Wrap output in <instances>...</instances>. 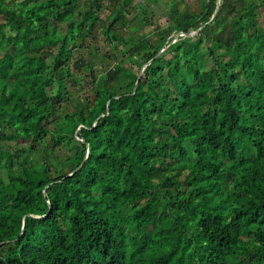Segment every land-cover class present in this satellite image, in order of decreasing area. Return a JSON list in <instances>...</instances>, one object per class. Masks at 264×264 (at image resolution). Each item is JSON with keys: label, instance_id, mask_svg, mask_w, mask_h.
<instances>
[{"label": "trees", "instance_id": "1", "mask_svg": "<svg viewBox=\"0 0 264 264\" xmlns=\"http://www.w3.org/2000/svg\"><path fill=\"white\" fill-rule=\"evenodd\" d=\"M134 1L0 0V264H264V0Z\"/></svg>", "mask_w": 264, "mask_h": 264}, {"label": "rangeland", "instance_id": "2", "mask_svg": "<svg viewBox=\"0 0 264 264\" xmlns=\"http://www.w3.org/2000/svg\"><path fill=\"white\" fill-rule=\"evenodd\" d=\"M199 1L200 0H153L149 2L147 0H135L130 6L132 10V15L126 14L125 17L129 21H132L134 19V16H138L141 21L152 19V21H155L156 23L160 24L162 28H157V30L155 31L153 29L154 26L145 27L144 29L145 36L148 37L147 38L148 40H154V41H160V42L167 43L169 40L172 39V37L168 34L169 33L168 30L171 28V24L167 20V14L170 10V7L173 4H177L181 12L187 11L189 14L194 15L196 14V12L199 11L198 10ZM144 9L148 11L144 12ZM105 11H106L105 14L109 16L111 12L108 11V9ZM263 14H264L263 9H260L257 13L258 20L262 25L264 24ZM103 18L105 19V17ZM105 23L107 26L110 24L108 20H106ZM143 25H144V22H143ZM137 30H138V26L137 27L131 26V29L129 26L126 29H124V31L121 34L123 41L124 42L125 40L129 41V39L133 37L132 34H134ZM119 31L121 32V29ZM113 33L114 32H112L111 34ZM174 39L176 40V38ZM94 42H95L94 50H95L96 57L91 59L92 57L88 55L89 52L86 53L87 54V57H86L87 64H89V66L92 68L91 71L86 73L88 76L87 77L88 79H85V82L83 81V84L88 88V90H90L93 86L92 80L94 79L92 77L91 72L92 71L97 72V71L102 70L103 68V63L101 60L102 54H105V53L115 54L118 59H121L125 56V54L129 50V47H123L121 43L113 44L114 47H111L108 41L104 40V38L98 41H94ZM89 43H90V40L86 42V45H88ZM74 69H75V72H77V70H80L76 65H74ZM0 145H4L3 141L1 140H0ZM56 153L60 158H65L66 156V150L64 149L58 150L56 151Z\"/></svg>", "mask_w": 264, "mask_h": 264}, {"label": "water", "instance_id": "3", "mask_svg": "<svg viewBox=\"0 0 264 264\" xmlns=\"http://www.w3.org/2000/svg\"><path fill=\"white\" fill-rule=\"evenodd\" d=\"M219 7H220V2L218 1V3H217L216 13H215L213 19L215 18L216 14L218 13V11H219ZM199 31H200V30H197V31H194V32H190V33H188V34L180 33V34L176 35V37H178V36L194 37V36L197 35V33H198ZM160 54H161V53H160ZM143 73H144V70L142 69V71H141L140 74H139L138 81L141 80Z\"/></svg>", "mask_w": 264, "mask_h": 264}]
</instances>
